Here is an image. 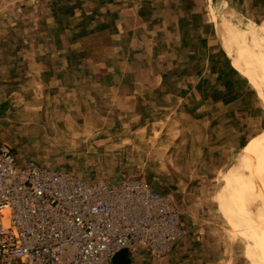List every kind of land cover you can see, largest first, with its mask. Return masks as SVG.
<instances>
[{"label":"crops","instance_id":"0c3cea01","mask_svg":"<svg viewBox=\"0 0 264 264\" xmlns=\"http://www.w3.org/2000/svg\"><path fill=\"white\" fill-rule=\"evenodd\" d=\"M223 2L212 0L213 9ZM208 5L209 0H0V84L27 76L63 109L117 108L124 116L140 114L153 103L167 107L173 101L171 106L193 100L186 108L202 116L203 146L219 151L217 167L237 153L244 162L246 148L255 142V130L243 128L236 109L242 95L212 92V83L222 77L214 70L222 48L209 46ZM258 38L252 52L262 51ZM243 45L239 44L232 60L242 65L237 69L248 77L243 70L248 66ZM249 65L248 79L257 83L253 60ZM235 80L244 82L237 75ZM219 245L205 230L198 234L189 229L162 255L124 250L112 264L249 261L244 252L228 259ZM232 246L236 251V244Z\"/></svg>","mask_w":264,"mask_h":264},{"label":"rangeland","instance_id":"374dc122","mask_svg":"<svg viewBox=\"0 0 264 264\" xmlns=\"http://www.w3.org/2000/svg\"><path fill=\"white\" fill-rule=\"evenodd\" d=\"M214 14L215 20L211 12L208 16L212 29L209 46H221L225 59L221 53L214 67L222 77L212 83V92L226 91L230 96L236 91L242 95L236 109L243 128L255 130V142L246 148L244 162L237 153L217 167L219 151L203 146L202 116L186 108L193 100L176 101L171 106L173 101L167 107L161 106L162 102L153 103L140 114L127 116L117 108L63 109L40 84L28 82L27 76L0 84V144L19 161L33 158L101 181L127 177L145 180L172 194L181 210L184 233L205 230L219 240V252L228 259L244 252L247 264H264V224L259 216L231 205L239 173L247 169L253 152L264 143V0H226L216 4ZM258 35V47L263 52H252ZM239 44H244L242 53L248 63L243 70L251 78L249 64L253 60L260 79L257 83L252 84L237 69L242 65L232 60ZM235 74L244 82L236 81ZM257 89L263 93L259 95ZM227 102L232 106L229 99ZM263 166L264 161L256 168L253 180L264 201Z\"/></svg>","mask_w":264,"mask_h":264},{"label":"built area","instance_id":"2783aa9c","mask_svg":"<svg viewBox=\"0 0 264 264\" xmlns=\"http://www.w3.org/2000/svg\"><path fill=\"white\" fill-rule=\"evenodd\" d=\"M184 234L169 192L19 161L0 144V264H112L120 251L168 252Z\"/></svg>","mask_w":264,"mask_h":264},{"label":"bare ground","instance_id":"6f19581e","mask_svg":"<svg viewBox=\"0 0 264 264\" xmlns=\"http://www.w3.org/2000/svg\"><path fill=\"white\" fill-rule=\"evenodd\" d=\"M209 10L213 16L214 9L212 0H209ZM215 20V19H214ZM264 161V143L254 152L251 161L245 171L238 175L237 183L233 190L232 207L244 213L259 216V222L264 224V201L257 193L253 176L256 168ZM264 167V166H263Z\"/></svg>","mask_w":264,"mask_h":264}]
</instances>
